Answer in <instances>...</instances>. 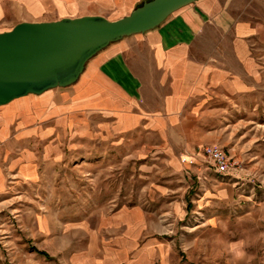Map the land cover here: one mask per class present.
<instances>
[{"label": "rangeland", "instance_id": "374dc122", "mask_svg": "<svg viewBox=\"0 0 264 264\" xmlns=\"http://www.w3.org/2000/svg\"><path fill=\"white\" fill-rule=\"evenodd\" d=\"M238 6L258 32L207 107L214 142L181 154L150 132L74 130L54 175L25 188L23 216L0 217V264H264V0ZM206 145L231 157L229 174Z\"/></svg>", "mask_w": 264, "mask_h": 264}, {"label": "crops", "instance_id": "0c3cea01", "mask_svg": "<svg viewBox=\"0 0 264 264\" xmlns=\"http://www.w3.org/2000/svg\"><path fill=\"white\" fill-rule=\"evenodd\" d=\"M145 1L0 0V25L10 26L0 32L22 21L84 15L115 20ZM238 1L197 0L157 27L99 51L74 84L1 105L0 217L23 216L25 188L49 177L46 171L54 175L60 139L69 140L78 128L84 136L93 123L116 138L154 133L174 139L181 154L213 143L207 107L217 90L232 88L233 60L248 66L249 41L258 32L237 12Z\"/></svg>", "mask_w": 264, "mask_h": 264}, {"label": "water", "instance_id": "95a60500", "mask_svg": "<svg viewBox=\"0 0 264 264\" xmlns=\"http://www.w3.org/2000/svg\"><path fill=\"white\" fill-rule=\"evenodd\" d=\"M197 0H148L110 20L102 15L22 21L0 32V106L78 81L88 61L126 36L160 25Z\"/></svg>", "mask_w": 264, "mask_h": 264}, {"label": "built area", "instance_id": "2783aa9c", "mask_svg": "<svg viewBox=\"0 0 264 264\" xmlns=\"http://www.w3.org/2000/svg\"><path fill=\"white\" fill-rule=\"evenodd\" d=\"M203 155L214 171L221 175L229 174L232 169L231 157L218 145H206L203 148Z\"/></svg>", "mask_w": 264, "mask_h": 264}, {"label": "trees", "instance_id": "16d2710c", "mask_svg": "<svg viewBox=\"0 0 264 264\" xmlns=\"http://www.w3.org/2000/svg\"><path fill=\"white\" fill-rule=\"evenodd\" d=\"M42 253H44V252H42ZM45 254V253H44Z\"/></svg>", "mask_w": 264, "mask_h": 264}]
</instances>
